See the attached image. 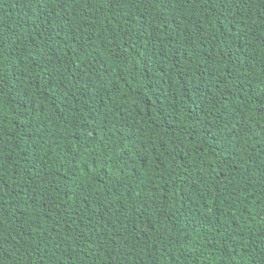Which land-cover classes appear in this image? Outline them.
<instances>
[{"label": "trees", "instance_id": "trees-1", "mask_svg": "<svg viewBox=\"0 0 264 264\" xmlns=\"http://www.w3.org/2000/svg\"><path fill=\"white\" fill-rule=\"evenodd\" d=\"M0 264H264V0H0Z\"/></svg>", "mask_w": 264, "mask_h": 264}]
</instances>
